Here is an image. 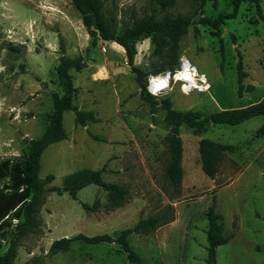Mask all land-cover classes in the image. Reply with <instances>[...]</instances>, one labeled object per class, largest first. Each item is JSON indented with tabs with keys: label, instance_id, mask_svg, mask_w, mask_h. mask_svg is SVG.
Segmentation results:
<instances>
[{
	"label": "rangeland",
	"instance_id": "1",
	"mask_svg": "<svg viewBox=\"0 0 264 264\" xmlns=\"http://www.w3.org/2000/svg\"><path fill=\"white\" fill-rule=\"evenodd\" d=\"M101 1L109 26L118 33L151 14L161 21L187 16L193 24L178 38L166 34L155 42L146 38L135 43L134 66L142 72L138 84L122 47L103 41L91 45L71 0H0V165L26 154L28 142L45 131L53 109L51 94H62L56 77L61 36L65 56L81 58L84 66L69 71L78 89L73 104L91 111L98 122L77 126L74 112H65L67 138L44 150L38 175H53L51 185L61 187L74 171L102 169L104 182L125 190L119 200L94 184L79 190L76 200L67 193H48L37 226L19 241L14 264H207L206 213L213 197L214 211L222 217L220 234L228 239L215 250L216 264H264V116L236 126L210 123L199 135L182 124V175L175 188L166 173L172 128L162 107L168 100L175 111L210 119L219 111L264 101V22L255 5L241 0L236 17L215 31L198 24L200 18L214 20L232 12L233 0H210L202 7L198 0H175L164 8L161 0ZM257 1L264 16V0ZM182 58L206 76L208 93L184 95L174 86L163 96L141 97L148 75L170 64L175 69ZM239 60L246 74L240 98ZM151 102H156L153 110ZM200 139L233 147L222 152L214 178L201 170ZM8 186V178H0V254L9 247L18 222V196ZM83 203L92 209L84 210ZM150 217L173 221L128 236L138 263L129 262L116 243L72 241L65 251L49 252L62 238H116Z\"/></svg>",
	"mask_w": 264,
	"mask_h": 264
},
{
	"label": "trees",
	"instance_id": "2",
	"mask_svg": "<svg viewBox=\"0 0 264 264\" xmlns=\"http://www.w3.org/2000/svg\"><path fill=\"white\" fill-rule=\"evenodd\" d=\"M73 7L81 16V22L87 34L91 38V45L95 46L98 41L114 42L125 51L126 62L131 70L136 74V81L140 83V76L142 72L134 66L135 43L140 39L150 38L155 42L160 35H169L173 38H178L187 33L193 20L190 17H168L164 21L158 20L154 14L145 16L133 28H125L118 33L114 28L110 27L104 14L103 4L101 0H71ZM201 7L210 0H198ZM255 5L257 15L260 20L264 22V16L257 0H251ZM175 0H161V6L167 7L172 5ZM241 0L232 1V12L219 14L214 20L210 18H200L198 24L207 25L218 30L220 25L229 19H234ZM213 36L217 32H212ZM62 37L59 36V45L61 49V56L56 67V77L58 86L60 87L61 95L56 92L51 94L52 112L48 114V123L42 136L35 140L28 142V152L18 159L4 160L0 167L4 173L0 174V178H8L9 186L6 188L10 193H16L18 196L17 207L15 211V218L18 219L14 227V234L10 240L9 247L0 254V264H14L17 256V247L19 241L37 226L39 220L37 217L39 207L44 203L45 196L48 193H55L62 195L63 193L76 200V193L82 188L94 184L109 192L114 200L123 198L125 190L122 186L114 183L104 182L101 179L102 169L88 170L82 169L74 171L65 176L62 186L57 187L51 185L54 180L53 175L49 174L45 178L39 177L40 159L44 150L54 144L61 142L67 138L62 119L63 114L68 111L74 112L75 125L85 127L87 123H97L98 118L91 112L78 109L73 104L77 97L78 89L73 85L72 76L69 73L71 69L79 72L82 70L83 61L81 58L71 59L64 54L62 46ZM219 51L223 54L222 42H219ZM174 63V62H173ZM237 95L242 96V81L246 76L243 71L241 60L237 63ZM174 67L170 64L169 68L160 67L153 74H158L166 70H173ZM141 97L144 99L152 98L146 90L145 84L141 86ZM156 102H151V108L154 109ZM162 107L165 110V120L171 125L172 133L169 138L170 160L166 169L167 178L171 184L177 188L182 175L181 156H182V142L179 137V128L182 124H186L193 129L195 135H199L205 131L207 126L212 124H227L236 126L253 117L264 116V101L256 102L251 105L236 109H225L215 113L210 119H201L200 114L192 111L178 112L171 108L168 100L162 101ZM153 112V111H152ZM94 140L100 141L97 136L89 134ZM231 145L216 144L206 139L198 141V152L201 163L202 172L214 178L218 172L219 162L223 151H231ZM214 197L212 205L208 208L206 216L208 220V227L206 230L208 245L207 264H216L215 250L217 247L227 243L228 239L220 234V227L218 221L222 220L220 215L214 211ZM84 210H91V206L81 204ZM14 207V208H15ZM20 210V211H18ZM173 220H162L161 217H150L141 219L133 228L123 230L116 238L108 234L88 237L83 234H78L70 239L62 238L52 243L50 246V254H55L57 251H65L69 243L72 241H82L87 244L100 243H116L123 252L126 258L131 263H138V256L130 249L127 238L129 235L142 233L147 230H154L163 225L171 223ZM1 249V248H0Z\"/></svg>",
	"mask_w": 264,
	"mask_h": 264
},
{
	"label": "clouds",
	"instance_id": "3",
	"mask_svg": "<svg viewBox=\"0 0 264 264\" xmlns=\"http://www.w3.org/2000/svg\"><path fill=\"white\" fill-rule=\"evenodd\" d=\"M182 61V70L178 71L174 77V79L177 81L183 80L186 82L181 86V90L185 94H188V92H190L192 88H196L198 90H205L207 87L205 75L199 74V79L202 83L198 84L196 82V78L198 76L197 69L192 66L187 59L182 58ZM161 75L163 76V79L160 78ZM161 75L149 78L148 91L153 96L158 95L162 89H166L169 87V79L171 78V74L164 73Z\"/></svg>",
	"mask_w": 264,
	"mask_h": 264
},
{
	"label": "built area",
	"instance_id": "4",
	"mask_svg": "<svg viewBox=\"0 0 264 264\" xmlns=\"http://www.w3.org/2000/svg\"><path fill=\"white\" fill-rule=\"evenodd\" d=\"M187 60H188V59H187ZM188 61H189V60H188ZM189 62H190V61H189ZM182 63H183V61H182V59H180V62H179V64H178V67H177V68H175V69H173V70H167V71H164V72H161V73H158V74H150V75H148L147 78H146V82H145V90H146V92H147L150 96H153V95H151L150 92L148 91V88H149V78H150V77H155V76H157V75H161V74H164V73H170V74H171V78L169 79V87L166 88V89H162L158 95L153 96V97L163 96V95L169 93V92L173 89L174 86H175V87H176V86L179 87L180 92H181L182 94H184V95H187V94H185V93L181 90V86H182L183 84H185L186 82L183 81V80L177 81V80L174 79L175 74H176L178 71H181V70H182ZM190 64H191V63H190ZM191 65L194 66L193 64H191ZM203 75H204V74H203ZM205 77H206V76H205ZM160 78L163 79V76L161 75ZM196 82H197L198 84H201V83H202V82L200 81V79H199V75H198L197 78H196ZM206 84H207V87H206L205 90H198V89H196V88H192V89L190 90V92H188V94L191 93V92H195V93H198V94H206V93H208L209 90H210V87H211V86H210V83H209V81L207 80V78H206Z\"/></svg>",
	"mask_w": 264,
	"mask_h": 264
},
{
	"label": "bare ground",
	"instance_id": "5",
	"mask_svg": "<svg viewBox=\"0 0 264 264\" xmlns=\"http://www.w3.org/2000/svg\"><path fill=\"white\" fill-rule=\"evenodd\" d=\"M186 59V58H185ZM195 67V66H194ZM199 75V74H198Z\"/></svg>",
	"mask_w": 264,
	"mask_h": 264
}]
</instances>
